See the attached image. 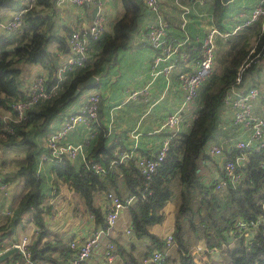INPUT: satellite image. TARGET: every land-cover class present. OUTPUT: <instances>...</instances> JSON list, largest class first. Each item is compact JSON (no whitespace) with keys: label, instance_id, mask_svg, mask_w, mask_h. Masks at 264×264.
Wrapping results in <instances>:
<instances>
[{"label":"trees","instance_id":"trees-1","mask_svg":"<svg viewBox=\"0 0 264 264\" xmlns=\"http://www.w3.org/2000/svg\"><path fill=\"white\" fill-rule=\"evenodd\" d=\"M123 12L116 16L110 30H104L92 44L90 59L70 69L62 79L57 91L47 97H39L26 107L25 116L15 118L16 109L11 104L15 97L25 95L24 76L28 64L41 63L47 71L46 85L57 80L56 64L61 52L71 47L68 35L76 22L63 18L57 10L55 0H32L23 11L21 26L15 31L0 28V145L4 146L3 160L6 164L5 178L22 179V189L13 202L11 213L0 218V241L5 236H14L23 221V214L32 219L35 228L30 234V255L37 263L67 261L73 248L69 239L51 233L45 213L49 209L43 175L36 171L37 158L43 148L38 140L50 120L77 96L68 97L79 79L91 73L104 74L109 71L118 50L129 42L138 27L139 15L144 0H121ZM219 4V0H216ZM26 4L22 0H0L2 7L17 10ZM264 4V2H262ZM81 5V4H79ZM87 9L91 4L82 3ZM146 6V5H145ZM1 16V15H0ZM258 30L255 44L240 43L233 47L219 72L208 74L198 90L199 105L187 129H177L171 137L169 148L160 164L148 178L141 171L136 157L116 161L113 170L94 172L84 161L77 166L66 154L55 161L53 180H66L71 189L83 198L86 206L96 217V223L104 222L107 209L96 194L101 190L113 189L120 195L134 194L118 215L116 227L123 232L116 237L121 264H264V222L253 226L254 234L248 241L244 235L232 245L220 247L216 252L205 251L204 259H196L194 247L200 242L210 247L215 242L228 239L227 228L237 216L246 219L264 216V152L251 144L246 149V158L237 166L240 178L225 186H217L216 180L225 175L223 162L241 150L237 146L224 145L220 156L218 174L208 179L201 176L202 159L213 155L207 150L210 139L217 137L220 114L224 103L223 95L228 87L241 79L264 49V21ZM249 25V24H248ZM18 31L19 34H18ZM189 51H199L200 46L188 43ZM197 45V44H196ZM201 45V44H200ZM97 47L98 50L95 48ZM249 61L243 68L242 66ZM243 82V80H242ZM100 78L97 83L99 85ZM93 126L98 128L94 137H89L86 159L101 160L109 165L116 157L115 140H107V124L102 121V97L99 98ZM227 110L229 107H227ZM7 109V110H5ZM9 110V111H8ZM15 149L20 156L5 157L7 150ZM179 184L180 201L175 210V220L170 232L173 244L168 253L157 259L145 260L156 248L167 246V235L155 232L152 224L165 218V205ZM104 205V206H103ZM124 218H126L125 222ZM130 223L131 232L124 231V224ZM125 224V226H126ZM119 257V258H120ZM0 264H25L21 253L7 256Z\"/></svg>","mask_w":264,"mask_h":264},{"label":"built area","instance_id":"built-area-1","mask_svg":"<svg viewBox=\"0 0 264 264\" xmlns=\"http://www.w3.org/2000/svg\"><path fill=\"white\" fill-rule=\"evenodd\" d=\"M26 4L14 10L13 14L6 18H0V28L7 31H15L18 29L23 21V10L30 5L32 0H22ZM181 6V20L180 25L186 30L187 14L189 6L181 3V0H176ZM90 3L93 6L92 16L89 21L77 24L71 33L68 35V43L71 49L68 52H61L58 56L56 64V77L57 80L51 84L50 87L46 85L47 71L38 72L29 84L23 85L25 95L15 97L12 105L16 109L15 118L21 119L25 116L26 107L32 102L36 101L39 97H47L57 91L61 85L62 79L66 76L70 69H73L77 64L84 63L86 59H90L93 54V42L96 38L100 37L106 29L105 23L107 19L106 10L104 8L103 0H55L57 10L60 14L67 12L69 4H82ZM145 5L152 10V15L147 23V36L150 45L153 46L154 51L150 60L149 77L145 84L140 87H130L123 100L133 98L144 94L148 98V92L152 86V81L159 74L165 75L166 84L162 93L165 92L169 86L168 76L176 64L177 60L186 59L189 56L188 38L189 35L177 37L169 35L168 33V20L163 14L160 0H144ZM261 18L264 21V4L257 2L246 12L245 16L236 21L232 28L223 30L218 24L214 23L211 13L208 14V27L200 40V50L198 55L194 58L189 67L178 69L177 77L182 87L181 103L178 107L167 111L163 116V121L157 129L165 131L162 136V141L156 147L153 153H136L133 144L130 148H115L117 152L116 157H113L110 164L106 165L103 161L87 160V145L90 142L89 137L85 136L84 139L78 141H71L67 138L68 132L83 122L91 127H94L92 120L96 117L99 98L101 91L99 88L90 91L84 99H82L76 108L64 113L60 120V124L51 129L46 137L45 146L40 151L37 158L36 171L41 173L42 165L46 159L57 161L63 154L70 158L78 155L81 156L85 164L94 172H107L113 170L116 161L123 160L128 157H136L137 163L141 171L146 177L152 178L151 173L161 163L163 156L169 148L171 137L174 132L180 128L184 121L188 120V115L191 118L196 114V109L199 103L192 108L197 97L199 85L213 69V58L216 48L217 34H224L235 32L251 22ZM92 52V53H91ZM260 53L264 55V49L261 52L257 51L254 55ZM247 61L242 68L248 63ZM237 82L231 84L223 95L224 103L232 110V118L235 122L241 125L243 130H248L246 137L238 138L233 145L240 147L241 150L235 155L223 162L225 175H221L216 180L217 186H225L230 182H235L240 178L237 166L246 158V149L251 145L257 148H262L264 152V116L254 112L253 106L257 98L264 100V92L256 83H248L243 85L241 74L236 77ZM90 135H93L91 133ZM207 150L215 154L221 155L225 151V146L220 142L213 139L207 143ZM4 155V146L0 145V199L7 197L10 191V181L5 178L6 164L2 162ZM104 204L107 209L104 212L105 221L96 223L83 237L69 238L70 246L73 248L72 254L67 261L62 262H43L37 263L30 255L29 241L31 239L29 232L24 231L19 236H5L0 241V252L5 248L17 245L18 251L24 257L25 264H113L120 257L118 246L113 238L116 229V221L122 208L135 197L133 193L120 195L113 189H108L104 193ZM264 205V197H263ZM13 210L12 205L5 206L2 211L11 213ZM91 214H93L91 212ZM264 222V216L258 218L246 219L244 216H237L234 222L227 228L229 232L228 239H222L221 242H215L208 247L204 245L202 248L205 251H212V253L225 245H232L237 241L241 235H244V240L248 241L254 234L253 226L258 221ZM127 232L132 231V226L127 223L125 226ZM167 246L165 248L156 247L145 260L157 259L163 257L168 253L169 246L173 244V234L168 232ZM205 250V251H204ZM98 256V260L93 258Z\"/></svg>","mask_w":264,"mask_h":264},{"label":"crops","instance_id":"crops-1","mask_svg":"<svg viewBox=\"0 0 264 264\" xmlns=\"http://www.w3.org/2000/svg\"><path fill=\"white\" fill-rule=\"evenodd\" d=\"M160 1V7H162L163 14L168 20L169 35L171 34L173 36L183 37L187 33V35H189L188 43L190 42L193 47L200 46V40L208 27L207 24L209 13L212 14L214 23L218 24L221 29L226 30L232 28L236 21L243 18L246 12L249 11L251 7L255 5V3L264 2V0H219L218 4L216 0H181V3L189 6L187 14L188 19L185 24L186 30H184L182 25H180L182 6L176 0ZM103 4L104 8L105 6L107 8V10L105 8L106 15H109L111 20L116 15L118 16L121 14L124 10L123 5L122 7L115 5L114 0H103ZM92 8V4L87 9L82 4H69L67 6V12L62 15L64 19L76 22L77 25L81 22L89 21L91 19L93 11ZM6 9L7 7H2L0 12ZM111 13L112 15L110 16ZM8 14L11 16L13 13L9 11ZM151 15L152 10L144 5L141 14L139 15L138 27L134 30L127 45L122 47L123 49H126L128 46H130L131 48L130 58L126 61L134 65L136 68L132 73V76L127 72L126 75L129 77V80L127 77L125 78L127 80L121 79L118 82L112 84V81L115 79V77L111 75L112 78L109 82V85L102 87L101 84H99L98 87L101 91L100 95L102 97L103 103V114L101 119L107 124V131L105 132L107 140H115V148L118 147L119 149L130 148L136 143V153L142 152L147 154L153 153L156 147L162 141L161 138L165 131L163 129L157 128L163 121V116L167 111L178 107L181 103L180 100L182 96V87L177 77L178 69L189 67L191 64H193L192 62L199 52L189 51V56L186 59L177 60L168 76L169 86L164 93H162V91L166 84V78L165 75L159 74L152 81V86L148 92V98H145L144 94H140L139 96L123 100L130 87L143 86L149 77V63L154 48L149 43L146 31L147 23ZM109 22L110 21L108 19V28L105 29L107 31L111 28V24L109 25ZM112 22L113 21H111V23ZM262 24V20L259 18L238 31L227 33L226 35L217 34V44L213 58L214 71L219 72L222 69L227 57L230 55L235 45L244 43L246 41L249 42L251 48V46L255 44V38L258 35V30ZM188 43L187 46L189 45ZM95 49L98 50L97 47ZM117 61L119 60H117V57H115L111 64L114 63L113 65L117 66L120 64L119 62L117 63ZM111 64L109 71L113 70L111 69ZM27 67L28 68H26V73L23 80L24 85L29 84V82L32 81L38 72L46 71L45 67H43V65L39 62L29 63ZM118 70L121 71L122 67H119ZM108 72L104 74H98L99 78H101V76L107 75ZM114 75H116V73ZM205 79L202 80L201 84L199 85V89L203 86ZM241 80H243V85L248 83H256L264 92V55L256 59L254 66L244 72ZM83 90L77 94L75 99L67 103L60 110V112H58V115L50 120L49 126L45 130H42V132L45 133V136L43 140L39 141L41 144L45 145V140L49 131L60 124L59 122L64 113L76 108L78 103L90 92L89 90ZM199 99L200 98H198V96L195 98L194 103L191 105L192 108L199 103ZM253 110L255 113L264 116V100L260 97L257 98L256 103L253 106ZM220 119L217 137H215L213 140L220 142L223 145H227L229 143H232L230 145H233L238 138L246 137L248 135L249 129L243 130L241 125L233 120L231 108H228L227 110L226 106L223 105ZM188 120H191L190 115H188ZM189 124V121H184L181 123L180 128L187 129ZM97 131V127H91L90 125H87L83 122H79L78 125L68 132L67 138L71 141L84 139L85 136L95 138ZM91 133H93V135H90ZM13 151L16 150L12 148H10L9 151L7 150V155L5 157H8V155H15ZM72 160H74L77 166H79L83 161L80 155L72 158ZM219 160L220 156H216L215 154H213L211 158L202 159L201 166L199 167L201 170V176L208 179L211 177V175H217L218 164L220 163ZM55 165V161L46 159L42 165L43 167L40 173V175L42 174L45 176V179L50 178L52 184L54 183V188L52 186L54 189L53 191L55 192L54 195H52V193L49 195L50 192L46 190L47 196L45 199L49 203V209L45 213L46 221L50 229L55 227L57 224H60L58 225L59 229L54 233L51 231L48 236L58 234L59 236H63L66 239L71 237L81 238L86 235V233L96 224V217L94 214H91V210H89L85 202L83 203V201H80V198L77 195L69 192L70 187L66 180L60 179L58 182L53 180ZM8 181H10V191L7 197L0 199V218L4 213H8L5 211L3 212L2 209L8 205L13 206V202L16 201L22 189V179L20 177H17L13 181ZM43 181L44 183L46 181L44 180V177ZM68 193L72 195V197L66 196ZM104 193L105 191L101 190L96 194V198H98L102 204H104ZM73 196H76L77 199H74ZM78 201L80 203H78ZM26 215L24 216V218H26L25 222H23L22 225H19L18 232L14 234V236H19L24 231H27L29 234H31L32 230L36 227L33 220L27 218ZM125 220L126 218H124L123 222H125ZM125 224L124 231L127 233L125 230ZM171 228L169 230H162L163 228L161 227L159 221L154 223V225L152 224V229L155 232L157 231L158 233L162 234L170 232ZM121 232H123V228L118 229L116 227L113 234V238L116 241L117 246L118 243L116 237ZM204 245V242H200L194 247V250H198L202 256H205L202 251ZM93 259L95 261L98 260V256L94 257ZM118 260L119 258L113 264H118Z\"/></svg>","mask_w":264,"mask_h":264},{"label":"rangeland","instance_id":"rangeland-1","mask_svg":"<svg viewBox=\"0 0 264 264\" xmlns=\"http://www.w3.org/2000/svg\"><path fill=\"white\" fill-rule=\"evenodd\" d=\"M114 4L115 5H117V6H119V7H122V2H121V0H114ZM105 8H106V6H105ZM106 10H107V8H106ZM11 12V13H13L14 11H13V9H11V8H8L7 7V9L6 10H4V11H1L0 12V18H5V17H8L9 16V14H8V12ZM112 15V13L110 14V16ZM117 16V15H116ZM116 16L114 17V18H112V20H111V18L109 17V15L107 16L108 18L106 19V23H105V27H106V29L108 28L107 26V21H108V19H109V25L110 24H112L111 23V21H113L115 18H116ZM19 32L20 31H18V34H19ZM130 53H131V48H130V46H128L126 49L124 48H120L119 49V51H118V54L116 55V57H117V60H119V61H117V63L119 62L120 64H118L117 66H114L113 64H111L112 66H111V69H113L112 71L110 70L109 72H108V74L107 75H105V76H101V78H100V83L99 84H101V86L102 87H104V86H107V85H109V82H110V80H111V78H112V76L113 77H115V79L112 81V84H114L115 82H118L119 80H121V79H125V78H127L128 76L126 75V73L128 72L129 73V75L131 74V76H132V73L135 71V66L134 65H132L131 63H129V62H127L126 60H128L129 58H130ZM123 63V64H122ZM119 67H122V70L121 71H119L118 70V68ZM116 73V75H114L115 73ZM212 72H217V71H214V69L212 70ZM112 75V76H111ZM125 80H127V79H125ZM128 80H129V77H128ZM124 82H126V81H124ZM99 87V85L98 84H96L95 86H93V87H83L82 88V90L84 89V90H89V91H92V90H95V88H98ZM81 90V91H82ZM83 90V91H84ZM82 93V92H81ZM5 110H7V109H5ZM9 111V110H8ZM44 136H45V133H43L42 132V134H40V136H38V140L39 141H41V140H43L44 139ZM14 152V156H15V158L16 157H19L20 156V152H22V149L20 150L19 149V151H13ZM10 158L12 157V156H9ZM21 157V156H20ZM8 158V157H7ZM43 177H44V180H46L45 181V183H44V187H45V189L48 191V192H50L49 193V195L52 193V195H54V186H53V184H52V182H51V180H50V178H48V179H45V176L43 175ZM52 186H53V188H52ZM51 187V188H50ZM70 193H72V194H74V195H77L78 196V194L76 193V191H74L73 189H71L70 188V191H69ZM66 196H69V197H72V195H70L69 193L66 195ZM180 196L181 195H179V184H176L175 186H174V191H173V193H172V195H171V198H169V200H168V202H167V204L165 205V218L163 219V221H161V222H159L160 223V225H161V227L163 228L162 230H169L172 226H173V223H174V220H175V210H176V208H177V206H178V204H179V201H180ZM79 198H80V201H83V203H84V200H83V198H81L80 196H78ZM73 198L74 199H77V197L76 196H73ZM72 198V199H73ZM78 203H80L79 201H78ZM27 213H24L23 214V221L20 223V225H22L23 224V222H25V220H26V218H24V216L26 215ZM58 225H60V224H57L55 227H52L50 230L52 231V233H54L55 231H57L58 229H59V226ZM154 225V224H153ZM195 252H196V259L199 261L200 259H204L203 257H202V255L200 254V252H198V250H195ZM119 263H121V258H119V260H118V264Z\"/></svg>","mask_w":264,"mask_h":264},{"label":"water","instance_id":"water-1","mask_svg":"<svg viewBox=\"0 0 264 264\" xmlns=\"http://www.w3.org/2000/svg\"><path fill=\"white\" fill-rule=\"evenodd\" d=\"M98 79H99V75L96 72L91 73L82 79H79L76 83L75 89L71 92V94H69L68 97L77 96V94L82 90L83 87L95 86ZM15 252H18V246L16 244L5 248V250L0 252V262L5 260L7 256H10Z\"/></svg>","mask_w":264,"mask_h":264}]
</instances>
